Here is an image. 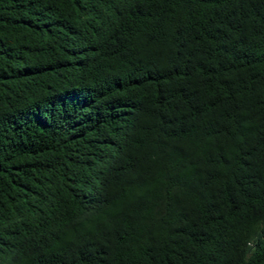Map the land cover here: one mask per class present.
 <instances>
[{
    "label": "trees",
    "instance_id": "trees-1",
    "mask_svg": "<svg viewBox=\"0 0 264 264\" xmlns=\"http://www.w3.org/2000/svg\"><path fill=\"white\" fill-rule=\"evenodd\" d=\"M0 264H264V0H0Z\"/></svg>",
    "mask_w": 264,
    "mask_h": 264
}]
</instances>
